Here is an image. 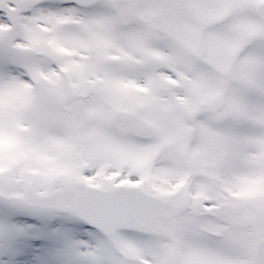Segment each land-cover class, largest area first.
I'll list each match as a JSON object with an SVG mask.
<instances>
[{
	"label": "snow or ice",
	"instance_id": "6c2138e0",
	"mask_svg": "<svg viewBox=\"0 0 264 264\" xmlns=\"http://www.w3.org/2000/svg\"><path fill=\"white\" fill-rule=\"evenodd\" d=\"M0 264H264V0H0Z\"/></svg>",
	"mask_w": 264,
	"mask_h": 264
}]
</instances>
